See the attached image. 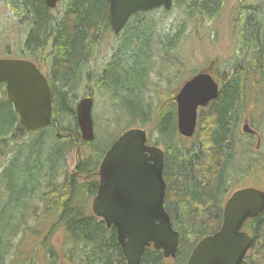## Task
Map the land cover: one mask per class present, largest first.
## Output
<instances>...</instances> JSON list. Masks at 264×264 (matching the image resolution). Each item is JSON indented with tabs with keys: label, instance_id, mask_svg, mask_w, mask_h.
<instances>
[{
	"label": "trees",
	"instance_id": "trees-1",
	"mask_svg": "<svg viewBox=\"0 0 264 264\" xmlns=\"http://www.w3.org/2000/svg\"><path fill=\"white\" fill-rule=\"evenodd\" d=\"M109 1L62 0L56 9H51L45 0H0V4L8 9L13 26L19 29L18 39L13 44L3 39L9 43L5 44L7 53L15 50L16 58L35 62L38 50L51 46L58 111L67 107V95L81 85L82 62L90 46L100 43L104 33L110 31ZM238 1L234 11L233 53L225 61L221 58L215 61L214 76L221 85L219 97L209 108L200 110L197 131L191 139L178 136L174 93L165 92L167 96L159 97V114L155 122L160 138L156 144H162L165 150L167 207L173 226L180 233V253L173 263H168L162 252L147 249L142 264H185V251H191L199 240L220 229L225 201L234 190L251 182L264 189V110L258 108L261 103L258 92L264 93V0ZM225 3L226 0H173L171 9L163 8L160 19L157 16L159 8L149 11V15L156 14L155 18L151 17L154 28L148 32L139 25L123 39L124 50L114 56L97 77L96 96H110L132 123L139 119L142 124H148L153 109L142 93L148 89L144 80L149 78V69L145 64L153 48L154 52L161 53L166 63L165 77L170 85L175 83L174 76L179 83V78L187 80L200 70L195 69L197 65L192 55L184 49V41L189 37L186 24L182 23L177 31H160L158 19L163 20L179 8L193 20L198 30L220 15ZM187 68L195 71L190 75ZM1 90L2 87L0 136H8L0 137V167L5 177L7 156L20 145L23 129L12 102L5 90ZM58 117L68 119L72 116L61 114ZM246 120L256 134L242 130L241 125ZM15 141V146L5 149L9 142ZM40 141L38 139L25 147L12 163L14 203L25 194V182L31 175V167L39 165ZM80 142L81 146L90 145L92 150L85 160L93 159L97 154L96 142ZM58 154V147H55L50 158L55 159ZM63 207H68L61 213H65L69 225L58 228H63L67 243L71 244L70 252L75 256L67 257V261L73 264H127L114 227L98 223L93 213L78 216L77 211L69 210L67 204ZM5 221L13 226L8 215L0 211V230ZM18 228L13 226L12 231L1 236L0 251L14 247L11 242L18 234ZM243 229L253 240L240 264H264V212L249 219ZM17 249L19 251L21 247L17 246ZM40 250L44 251L45 259H51L54 264L60 257L59 250L51 244ZM4 260L5 255L1 254L0 264H5ZM37 264L40 263L37 261Z\"/></svg>",
	"mask_w": 264,
	"mask_h": 264
},
{
	"label": "water",
	"instance_id": "water-1",
	"mask_svg": "<svg viewBox=\"0 0 264 264\" xmlns=\"http://www.w3.org/2000/svg\"><path fill=\"white\" fill-rule=\"evenodd\" d=\"M60 1L45 0L50 8ZM172 3L173 0H110L112 28L119 32L134 13L161 6L169 10ZM3 83L24 129L35 131L52 122L51 89L34 61L0 57V85ZM220 89L212 64L183 82L175 95L181 136L190 139L195 135L200 110L209 108ZM93 102L92 97H84L77 105L82 137L90 142L95 139ZM243 131L256 133L249 121L244 122ZM147 142L148 132L143 128L129 129L117 138L101 163L99 191L92 205L93 212L103 217L108 227L116 228L127 264H142L144 251L152 244L163 251L166 259H175L179 249L180 234L164 207L165 153ZM1 195L0 191V201ZM263 212V189L248 186L235 190L226 201L221 228L197 243L187 264H240L253 240L242 229L243 224ZM59 264L69 263L62 260Z\"/></svg>",
	"mask_w": 264,
	"mask_h": 264
},
{
	"label": "flooded vegetation",
	"instance_id": "flooded-vegetation-1",
	"mask_svg": "<svg viewBox=\"0 0 264 264\" xmlns=\"http://www.w3.org/2000/svg\"><path fill=\"white\" fill-rule=\"evenodd\" d=\"M60 4L61 2L57 5V7ZM149 11H139L134 13L129 17L124 27L119 32H115L112 28L111 20H110V1H109V21H110V32L112 38L103 39L102 37L101 39L102 41L100 43H96L93 44V46H90V50L87 54V57L82 62L83 76H82L81 85L76 87L75 91L71 92L70 95L69 94L67 95V107L64 110L58 111L55 106V90H54L55 79L53 77V67H52L53 57H52L51 46H46L45 49L38 50V54H37L38 59L35 61V63L39 68V70L41 71V73L46 76L47 82L51 89L52 122L49 125L41 127L40 129L35 131H28L24 129L21 124H19L20 127L23 129L21 133H23L24 138L20 141V145L15 149V151L13 153L11 152L8 154L5 163V169L7 171L5 175V180L8 185L7 192L9 195L7 204L5 206L7 210L5 211L6 214L8 215V219L13 224V226L22 228L23 226L35 225L36 227H40L45 221L47 222V224L49 223V226H53V227L69 225L68 224L69 222L66 219V215H64L65 213L64 214L61 213L63 209L66 210L68 208V207L67 208L63 207L66 204L69 206V210L71 209L73 212L77 211V214H79L78 216H88L91 213H93L98 223L103 222L107 226L105 219L103 217L97 216L92 210L93 200L98 195V191H99V186L101 181L99 170L103 158L105 157L106 152L110 149L113 143L124 131H127L132 128H143L148 132V129L145 127L146 124H142L141 122L137 124L133 123V125L124 129L123 132L120 133L117 136V138L113 141V143L107 149H105V151L100 153L99 143L96 144L95 145V149L97 150L96 156H94L93 159L91 160L90 159L85 160V157L90 156L92 150L86 149L84 146L80 145L81 144L80 140H84V139L82 137L80 125L77 118V105L82 98L92 97L94 100L93 102V108H94V105L98 101L97 97L100 98V96H96V92L98 89L97 77H100L102 72L105 70L107 64H109L113 60L114 56L120 54L122 50H124L123 39L127 35H129L134 28H137V26L139 25H142L144 28L148 29V32L154 28V22L148 13ZM217 18L218 16L214 17L212 21L216 20ZM215 31L216 29L213 28L212 32ZM152 52L153 53L151 57L146 58V64H145L146 67L149 69V75L151 68H154V66L158 64V61L161 63V59H162V63L165 62L159 51H157L156 53L158 55L160 54L162 58H160L159 56L155 57L154 48ZM211 64L213 65V75H214L215 61L212 60L209 63V65ZM202 69L204 68H201L200 70ZM147 81L148 78H145L144 82ZM82 86L84 87L82 98L78 101L76 106L71 105L70 100L72 99L71 98L72 95H74V98H76L74 93ZM2 87L6 88V84H2ZM175 111H176V124H177V104ZM92 113H93V109H92ZM57 114L71 115L72 117L65 119L64 117L63 118L58 117ZM64 119L65 121L61 122V120L63 121ZM38 139H40L41 140L40 142H42V150L40 152V157L38 161L39 165L31 167L32 169L31 175L25 182L26 183L25 194H22L18 200L15 199L14 200L15 203H14L12 200V188H11L12 177H10L9 174V172H11L12 163L17 158V156L21 154V151L25 147L32 145ZM58 142H61L62 145L58 146ZM85 142L89 143L90 141H85ZM91 142H96V137L94 141ZM147 144L160 146L157 145L156 142L151 141L150 132H148ZM55 147H58L59 154L56 156L55 159H53L50 158V152ZM161 148L164 150L163 147ZM164 160H165L164 179L168 187L167 180L165 177L166 155ZM167 191L168 190L166 188L164 207L166 211L169 213L172 222L171 213L167 207L168 205ZM1 193L3 195L2 191ZM225 204H224V208H225ZM38 211H40L39 214H37ZM223 215H224V209H223ZM172 226H173V222H172ZM111 227H114V225H112ZM195 246L192 248L191 251H188L189 254L187 255L185 264H187ZM151 248L154 249L153 244L145 249L144 254L147 249H151ZM9 250L10 248H8V251H4L3 254L7 256V254H10ZM157 251H160L163 254L162 250H157ZM179 253H180V242H179L177 257ZM34 255H36V252L23 253L21 251L20 256L19 257L17 256L12 263L21 264V262H23L24 264H37V261L34 260L35 258ZM170 259L171 258H169L166 261L169 263Z\"/></svg>",
	"mask_w": 264,
	"mask_h": 264
},
{
	"label": "rangeland",
	"instance_id": "rangeland-1",
	"mask_svg": "<svg viewBox=\"0 0 264 264\" xmlns=\"http://www.w3.org/2000/svg\"><path fill=\"white\" fill-rule=\"evenodd\" d=\"M238 0H226L225 6L223 11L220 15H218V18L214 21L206 22L205 24L201 25V27L195 29L193 20H191L187 15L183 12L182 9L176 8L174 9L173 13L170 15H167L163 18V20H159L163 15V8H159L157 11L158 16V28L161 30H164L166 32L177 31L178 28L182 23L186 24L187 27V33L189 34L188 40L184 41V49L187 54L191 56V58L194 59V63L197 65L195 69H201L208 67L209 63L216 59L221 58V61H225L228 57L231 56L233 53V47H234V36H233V28L235 25L234 22V11L236 6L238 5ZM155 13L151 14L150 17L155 18ZM11 15L9 16L8 9L0 4V57H16L15 50L12 53H7L5 44H9L6 41H3V39H8V42H11L12 44L14 41L18 39L19 36V29L15 28L12 23ZM7 25H6V24ZM213 28L216 29L215 32L213 31ZM103 39L106 38H112L111 32L108 30L104 33L102 36ZM102 39V38H101ZM102 41V40H101ZM104 42V41H103ZM13 48V45L11 46ZM160 56L155 51V57ZM154 57V58H155ZM158 61V59H157ZM166 63H161L158 61V64L154 66V68H151L150 75L147 81L148 89L145 90V93L143 94V97H146V103L151 105V108L153 109V115L151 122L149 124H146V128L148 129V132L151 134V141L156 142L160 137L159 133L156 130V117L157 114H159V105H160V96H164L165 92H173L174 96L180 89L181 85L185 81L184 78H179L180 82L178 83L177 77H173L174 84H169L168 77H165L166 71H165V65ZM191 68H187L189 70L188 74H192L195 70H190ZM83 89L82 86L80 89H78L75 92L76 98H74V95H72V99L70 100L71 105H77L78 101L83 96ZM2 90H5L4 87H2ZM1 90V91H2ZM167 90V91H165ZM258 96L260 98L259 110H264V93L258 92ZM0 95H3L1 92ZM169 95V93H168ZM167 96V94H166ZM98 101L94 105L93 108V120H94V130L96 135V144L99 143V150L100 153L105 151L117 138V136L123 132L124 129L128 128L129 126L134 124H137L140 122L139 119H136L133 121L127 116V114L123 113V109L121 107L114 103L113 100L108 95H103L102 97H97ZM176 108V107H175ZM252 108H255L252 107ZM258 111V110H257ZM256 111V112H257ZM255 113V111H254ZM65 119L63 120V122ZM242 126V125H241ZM19 133V132H18ZM178 136H180L178 134ZM1 138H7L8 136H0ZM17 137V136H16ZM23 137V133H22ZM24 138V137H23ZM21 141V140H20ZM19 141V143H20ZM17 141L15 142H9L5 149L10 150L11 146H15ZM86 149L90 148V145L85 144L84 145ZM163 147V145H160ZM164 148V147H163ZM16 146L12 153L15 151ZM11 172H9L10 174ZM10 177L11 174H10ZM247 186H256L259 185L257 183H249L246 184ZM7 182L5 180V177H3V168L0 167V190L3 192L1 202H0V211L6 214V204L9 198L8 192H7ZM91 203V202H90ZM40 211L37 212L39 214ZM2 229L0 230V238L1 236H4L6 233L13 230V226L9 225L7 221L3 223ZM53 226H49V223L43 222V224L40 227H36L35 225L31 226H23L22 228H18V234L16 237H14L12 246H14L11 250H9L10 254H7L5 256L4 263L5 264H12L14 259L18 256H20V250L22 249V252L25 253L27 250L32 249V252L36 251V255L34 260H37L40 264H54L51 259L50 261L48 259H45L44 257V251L40 250L42 247L45 248V245H53L56 247L57 250H59L60 257L57 259L55 264H59L62 260H66L67 257H74L73 253L70 252L71 244L67 243V239L65 236V233L63 231V228L56 227L52 233L49 230ZM45 243H42V242ZM17 246H20L21 249H17ZM38 247V249H37ZM5 248V247H4ZM4 251H0V255H3ZM189 254V252H185V257ZM168 260V259H167ZM67 261V260H66ZM174 261L170 259L169 263H173ZM184 263V261H183ZM21 264H24L21 262ZM70 264H73L70 262Z\"/></svg>",
	"mask_w": 264,
	"mask_h": 264
}]
</instances>
